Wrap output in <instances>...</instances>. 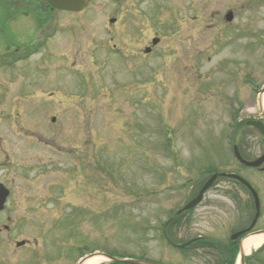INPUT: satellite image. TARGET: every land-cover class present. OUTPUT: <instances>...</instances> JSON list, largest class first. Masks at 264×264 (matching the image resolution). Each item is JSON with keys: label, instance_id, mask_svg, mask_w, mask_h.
I'll return each mask as SVG.
<instances>
[{"label": "rangeland", "instance_id": "1", "mask_svg": "<svg viewBox=\"0 0 264 264\" xmlns=\"http://www.w3.org/2000/svg\"><path fill=\"white\" fill-rule=\"evenodd\" d=\"M37 13L43 25L0 23V183L11 190L0 264H75L92 252L215 264L219 250L180 253L161 235L210 170L252 186V232L264 230V172L232 154L233 144L245 160L264 153L244 125L264 124V0H93L80 13ZM33 45L25 60L14 54ZM251 203L218 179L175 242L186 232L227 245L252 221Z\"/></svg>", "mask_w": 264, "mask_h": 264}, {"label": "flooded vegetation", "instance_id": "2", "mask_svg": "<svg viewBox=\"0 0 264 264\" xmlns=\"http://www.w3.org/2000/svg\"><path fill=\"white\" fill-rule=\"evenodd\" d=\"M0 9L2 11V16H0V23L3 24L9 23L11 19H17L19 17L18 15H22V17H26V18L30 17V15L31 16L36 15L37 22L39 23V25H41L44 21L40 19L39 17L40 14L37 12L39 10H43L44 13L46 14L53 13V10L50 9L47 5H44L42 2H35L33 0H0ZM150 55H151L150 48H148V50H144V56L148 57ZM263 154H261L260 156H262ZM260 156H258L257 158H259ZM0 185L4 186V188L8 192V197L6 199V203H7L11 195V190L8 189L2 183H0ZM192 221L193 220L190 214L183 215V213H180L178 210L173 211L171 216L167 219V221H165V223L167 224H165L161 233L164 241L169 246H172L174 248H177L178 245L184 244L186 242H190L192 240L195 241L192 242L189 246H192L193 244L199 242V239H202L201 236L199 235L191 236L186 232L183 233L184 239L178 240L181 243L175 242L176 241L175 239H177L178 236L181 235L182 231H187ZM236 241H240V238H238Z\"/></svg>", "mask_w": 264, "mask_h": 264}, {"label": "water", "instance_id": "3", "mask_svg": "<svg viewBox=\"0 0 264 264\" xmlns=\"http://www.w3.org/2000/svg\"><path fill=\"white\" fill-rule=\"evenodd\" d=\"M46 1L48 2V4L52 8H55V9H58V10H62V11L78 12V11H81L83 8H85L86 5H87V3L90 0H46ZM225 19H226L227 22L231 21V19H232L231 13H227L226 16H225ZM110 22L112 23L113 20H111ZM152 43L155 44L156 43V40H153ZM259 109L263 112L261 101H259ZM263 114H264V112H263ZM246 125L247 126L254 127L257 130H259L262 134H264V127H263V125L260 122H247ZM234 154H235L236 159L242 165H244L246 167L256 168V167H259L264 162V156H262L261 158H259L256 161H252V162L244 161L239 156L238 151H237L236 148H234ZM261 170L264 171V166H263V168ZM216 177H217L216 175L212 176L204 184V186L200 190L198 196L194 200H192L184 208V210L191 209L192 207H194L195 205H197L201 201L203 193L213 184V182L216 180ZM228 177L229 178H232V179H235V180L239 181L242 185H244L251 192V194H252V196L254 198V204H255V216H254V219H253L251 225L246 230L241 231V232H238L235 235H233L232 236V239H235L238 236H240V235H242V234H244L246 232H249L253 228V226H254L257 218H258V215H259V204H258L257 195L254 192V190L249 186V184H247L244 180H242L241 178H239L237 176L229 175ZM7 195H8L7 190H5L0 185V211L3 209V205L5 203V200H6ZM259 233H264V232H259ZM23 244H24V242H20V243L17 244V246H21ZM180 247L183 248L184 246H180ZM107 258L109 260L115 261V262L120 261V262H125V263H132V264H154V263L140 262V261H134V260H119V259H114V258H109V257H107ZM239 264H244V261H243V251H242L241 248H240V252H239Z\"/></svg>", "mask_w": 264, "mask_h": 264}, {"label": "trees", "instance_id": "4", "mask_svg": "<svg viewBox=\"0 0 264 264\" xmlns=\"http://www.w3.org/2000/svg\"><path fill=\"white\" fill-rule=\"evenodd\" d=\"M194 248H199V249H204V250L205 249L206 250L207 249H217V245L211 241H205V242L202 241L201 243L196 244ZM263 250H264V246L260 250H258L256 253L252 254L251 257L245 258V264H251L252 259H256L259 261V263L264 264V261H260V259H258V255ZM237 251H238L237 244L229 243L227 246H223L222 252L224 256L223 258H220L219 260H217L215 264H234ZM110 264H122V263H110Z\"/></svg>", "mask_w": 264, "mask_h": 264}, {"label": "bare ground", "instance_id": "5", "mask_svg": "<svg viewBox=\"0 0 264 264\" xmlns=\"http://www.w3.org/2000/svg\"><path fill=\"white\" fill-rule=\"evenodd\" d=\"M261 99H262V108L264 111V93L262 94ZM241 243L244 254L249 255L253 250H256L257 248H259L261 245L264 244V233H260L258 235H250L247 238H245ZM103 262H105V258L96 255L86 260L84 264H102Z\"/></svg>", "mask_w": 264, "mask_h": 264}]
</instances>
